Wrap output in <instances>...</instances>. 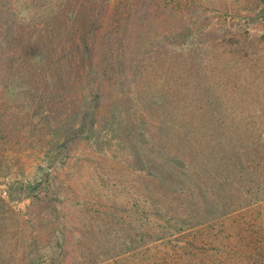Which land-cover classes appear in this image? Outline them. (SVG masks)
<instances>
[{
    "label": "rangeland",
    "instance_id": "374dc122",
    "mask_svg": "<svg viewBox=\"0 0 264 264\" xmlns=\"http://www.w3.org/2000/svg\"><path fill=\"white\" fill-rule=\"evenodd\" d=\"M11 3L0 264H264V6Z\"/></svg>",
    "mask_w": 264,
    "mask_h": 264
},
{
    "label": "trees",
    "instance_id": "16d2710c",
    "mask_svg": "<svg viewBox=\"0 0 264 264\" xmlns=\"http://www.w3.org/2000/svg\"><path fill=\"white\" fill-rule=\"evenodd\" d=\"M258 1L264 6V0ZM12 7L11 0H0V58L6 46L14 45L18 34L16 19L19 16L10 13Z\"/></svg>",
    "mask_w": 264,
    "mask_h": 264
}]
</instances>
